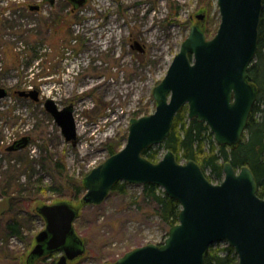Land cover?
Instances as JSON below:
<instances>
[{
	"label": "rangeland",
	"instance_id": "1",
	"mask_svg": "<svg viewBox=\"0 0 264 264\" xmlns=\"http://www.w3.org/2000/svg\"><path fill=\"white\" fill-rule=\"evenodd\" d=\"M38 4L40 11L31 10ZM198 15H205L203 25L211 39L221 20L217 0H88L74 13L63 0L54 5L46 0H0V86L9 91L0 100V152L10 140L31 137L15 154L0 153V181L11 164L9 170L21 183L31 175L30 181L41 178L68 195V181L84 179L109 157L108 148L124 147L133 118L155 112L153 89L166 76ZM135 41L145 52L133 48ZM36 87L39 102L17 95ZM47 98L60 108L74 105L75 146L65 141L45 111ZM185 110L188 115L187 106ZM161 145L154 146L159 148V161L166 154ZM43 155L64 162L65 170L54 168V163L44 169ZM26 156L33 162L23 168ZM127 184L125 194L111 191L103 203L81 208L75 229L89 239L87 251L69 264L113 263L135 248L164 243L169 231L143 200L144 185ZM85 192L77 200L53 191L47 192L50 200L23 196L26 208L20 199L13 201L11 211L0 217V264H19L33 248L44 228L43 219L34 213L37 204L66 200L79 205ZM11 219L24 223L25 238L6 231ZM227 245L218 242L212 249ZM60 256L56 253L36 264H56Z\"/></svg>",
	"mask_w": 264,
	"mask_h": 264
},
{
	"label": "water",
	"instance_id": "2",
	"mask_svg": "<svg viewBox=\"0 0 264 264\" xmlns=\"http://www.w3.org/2000/svg\"><path fill=\"white\" fill-rule=\"evenodd\" d=\"M54 5L56 0H46ZM75 9L87 0H69ZM220 24L208 39L205 26L194 24L166 76L153 89L154 113L131 120L124 147L93 168L83 179L79 205L62 200L37 204L34 212L44 221L28 254L29 264L61 253L56 264H69L84 256L88 238L81 237L75 221L81 208L105 201L119 182L153 184L180 203L178 223L169 229L164 243L135 248L113 263L101 264H204L210 246L226 242L235 250L238 264H264V198L251 168L227 162L220 183L211 182L193 160L177 161L167 151L157 163L143 156L149 147L170 136L176 115L188 107L189 119L206 123L220 146L236 148L244 139L259 90L249 74L258 51L259 25L264 0H217ZM31 6V10H38ZM205 15H198L203 22ZM203 20V21H202ZM205 22V21H204ZM204 24V23H203ZM133 48L145 52L135 41ZM21 97L39 102L40 90L18 91ZM9 91L0 86V100ZM66 142H78L73 104L60 108L54 99L43 103ZM24 136L7 148H26ZM11 197L0 200V217L9 212Z\"/></svg>",
	"mask_w": 264,
	"mask_h": 264
},
{
	"label": "trees",
	"instance_id": "3",
	"mask_svg": "<svg viewBox=\"0 0 264 264\" xmlns=\"http://www.w3.org/2000/svg\"><path fill=\"white\" fill-rule=\"evenodd\" d=\"M205 31L207 35L210 30L205 27ZM249 74L258 87L259 95L249 118L246 135L236 148L217 145L209 126L196 118L189 119L185 107L176 115L171 134L161 146L166 149V152L172 151L178 162L183 160L186 162L196 161L207 178L215 183L223 180L224 165L227 162H230L236 169L248 166L255 175L258 195L264 198V7L259 25L258 51L254 62L249 68ZM127 134L126 131L124 139H126ZM108 149L109 156L119 150L118 147L117 149L114 147ZM0 153L15 154L13 152L9 153L6 148H2ZM142 154L154 163H157L160 159L159 148L149 147ZM29 162L32 163L33 161L29 156H26L23 161V168L28 167ZM40 163L44 169H48V166L51 168V164L54 163V168L60 171L65 170L64 162H54V159L50 156L44 157L43 155ZM10 165L6 170L4 179L0 181V197L3 198L17 195L21 198H24L23 196L30 197L33 200L35 198L36 201L39 197L50 200L47 192L53 191V193L59 194V197H65L63 199L77 200L84 189L83 179L73 178L71 183L67 182L70 187L68 195H62V189L45 185L41 178L37 179L36 182L30 181L31 175H29L28 182L21 183L19 176L9 170L13 168ZM208 170L210 173L206 174ZM127 185L126 182H119L112 191L125 194ZM159 191L158 186L145 184L142 197L144 201L148 202L151 212L160 219L169 231L172 226L178 223L181 206L177 200L169 197L164 191ZM23 201L26 203L24 199ZM38 217L42 220L39 215ZM23 226V222L11 219L6 224L5 229L11 236L25 238L23 236ZM213 245L210 246L204 264H238V256L232 247L227 245L224 249L213 250Z\"/></svg>",
	"mask_w": 264,
	"mask_h": 264
},
{
	"label": "flooded vegetation",
	"instance_id": "4",
	"mask_svg": "<svg viewBox=\"0 0 264 264\" xmlns=\"http://www.w3.org/2000/svg\"><path fill=\"white\" fill-rule=\"evenodd\" d=\"M63 1H65V3L68 5V7L71 9V12L72 13H74L75 11H76V9H75V6H74V4L72 3V2H70L69 0H63ZM88 1V0H87ZM56 2H57V0H56ZM87 3V2H86ZM35 6H38L39 8H38V10H36V11H40L41 9H42V7H41V5H35ZM206 20V18L204 19V21ZM203 21V20H202ZM204 21L201 23V22H199L198 20H197V22H196V24L198 25L199 24V26L201 27V28H203L204 26H203V23H204ZM205 28V27H204ZM205 33H206V31H205ZM134 45V44H133ZM11 197V201H10V210L9 211H11V207H12V204H13V201H15V200H17V199H20V200H18V201H20V203H22V205H23V207L24 208H26V204H25V202L23 201V199L20 197V196H17V195H14V196H10ZM3 198V197H2ZM35 213V212H34ZM35 215H37V214H35ZM28 256L25 258V260L23 261V262H25V264H29V262H28ZM22 262V257L21 258H19V264H22L23 263Z\"/></svg>",
	"mask_w": 264,
	"mask_h": 264
},
{
	"label": "built area",
	"instance_id": "5",
	"mask_svg": "<svg viewBox=\"0 0 264 264\" xmlns=\"http://www.w3.org/2000/svg\"><path fill=\"white\" fill-rule=\"evenodd\" d=\"M17 140V139H14V140H10L6 145H11L12 143H14V141Z\"/></svg>",
	"mask_w": 264,
	"mask_h": 264
},
{
	"label": "bare ground",
	"instance_id": "6",
	"mask_svg": "<svg viewBox=\"0 0 264 264\" xmlns=\"http://www.w3.org/2000/svg\"><path fill=\"white\" fill-rule=\"evenodd\" d=\"M36 88H37V87H36ZM36 88H35V89H36ZM37 89H39V88H37ZM187 120H188V119H187ZM7 148H8V147H7ZM6 150H7V149H6ZM1 218H2V217H1ZM17 223H18V222H17ZM13 236H14V235H13ZM215 244H216V243H215Z\"/></svg>",
	"mask_w": 264,
	"mask_h": 264
}]
</instances>
